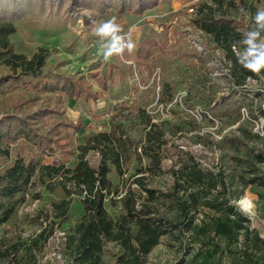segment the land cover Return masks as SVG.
<instances>
[{
	"label": "rangeland",
	"instance_id": "obj_1",
	"mask_svg": "<svg viewBox=\"0 0 264 264\" xmlns=\"http://www.w3.org/2000/svg\"><path fill=\"white\" fill-rule=\"evenodd\" d=\"M194 1L159 0L137 14L96 9V0H20L17 16L0 19V25L10 22L15 27L5 39L16 53L31 57L42 48L48 51L41 73L25 76L9 65V50L0 35V125L7 132L0 142V174L19 157L73 166L80 145L92 134L109 131L115 116L126 118L138 140L145 132L144 117L151 116L149 128L166 141L162 170L137 173L136 161L130 173L111 176L129 185L145 175V184L171 194L152 207L168 220L167 233L146 254L108 240L101 264H264V245L253 243L248 250L241 238L251 233L250 238L264 240V185L249 182L264 177V162L255 158L264 155V72L250 76L237 61L242 51L238 42L253 26L252 16L264 8V0H200L189 11ZM203 4L212 5L217 17L235 21L237 53H229L209 34L201 36L204 50L193 45L186 27L196 25ZM112 16L131 33L135 49L104 61L97 54L92 22ZM66 79L81 84L84 94L71 96L61 90L58 84ZM103 81L106 89L100 85ZM19 118L42 139L40 145L17 138ZM85 158L96 165L99 154L87 151ZM190 158L214 173L211 190L204 189L210 198H218V206L228 203L221 209L200 205L187 230L179 199L188 198L190 188L182 181L176 184L175 172L182 175ZM143 163L146 167V158ZM138 186L133 183V188ZM62 196L57 186L50 189L37 182L29 188L9 219L0 221V264H80L72 245L84 209L77 195L68 209L58 208L55 202ZM230 203L250 219L239 241L213 231L215 218L224 216L220 210ZM107 207L111 214L122 210L120 200L114 205L107 201Z\"/></svg>",
	"mask_w": 264,
	"mask_h": 264
},
{
	"label": "trees",
	"instance_id": "obj_2",
	"mask_svg": "<svg viewBox=\"0 0 264 264\" xmlns=\"http://www.w3.org/2000/svg\"><path fill=\"white\" fill-rule=\"evenodd\" d=\"M19 1L0 0V19L2 16H17ZM42 1L49 3L53 0ZM215 1L221 3L222 0ZM158 2L159 0H96L95 8L103 10L113 7L120 12L132 11L141 14L146 9L156 6ZM199 13V18L195 20L196 25L211 35L218 45L227 48L229 53L233 54L232 47L240 39L235 21L224 16L217 17L215 8L210 4L201 5ZM14 31L15 27L10 22H3L0 25L4 47L10 54L8 63L15 72L37 77L46 64L48 51L42 48L31 57L16 53L5 39L6 35ZM248 75L255 77V74L249 71ZM80 85L78 82L66 79L61 85L58 84V87L71 96H80L84 94ZM100 85L107 88L106 81L101 82ZM205 117L207 119V116ZM19 119L17 138L25 137L35 145H40L42 139H36L27 121ZM125 120L126 118L116 120V116L112 117L109 131H100L88 137L86 143L80 145L81 152L78 160L71 167L65 164H43L35 156L30 159L16 158L14 163L0 174V197L3 199L0 202V221L9 219L16 204L25 200L29 188L39 182L50 189L57 186L62 192L60 201L55 202L58 208L68 209L73 196L80 197L84 211L77 226L75 243L72 245L75 250V259L80 264H101V253L108 240H120L129 250L139 248L144 254L148 253L167 233L169 225L159 209L152 207L155 201L164 200L171 194L145 184V175L136 177L127 186L125 183L115 182L111 174L130 173L136 161L139 163L135 168L137 173H145V170L152 172L156 169L162 170V146L166 141L161 140L160 137L156 138L152 127L149 128L151 116L144 117L146 128L139 140L134 137L131 126L127 125ZM74 127L80 129L82 126L79 124ZM6 133L0 125V142L6 137ZM91 150L99 154L96 165L85 158L87 151ZM144 158L147 160L146 167L143 163ZM255 158L258 162H264L263 154H256ZM175 173L176 184L182 181L190 188L188 198L180 202L178 197L179 211L188 218L187 230L192 229L200 213V205L211 209H221L220 207L228 203L222 202L218 206L216 204L218 198H210L209 192L204 189L208 190L210 182L215 179L214 173L208 168L201 167L192 158L189 165H186L185 170L181 172L182 175L177 176V172ZM134 182L139 185L138 188H133ZM249 182H259L264 185V177L252 178ZM209 190H211L210 187ZM117 200H120L122 210L111 214L107 201L114 205ZM201 201H203L202 204ZM220 211L224 212V216L215 218L214 233L229 240L239 241V233L245 228V222H249L250 219L242 215L232 203ZM134 227L138 228L135 235L132 233ZM250 234L241 237L244 247L249 250L255 243L264 245L262 238L259 236L250 238ZM132 240L137 242L134 244Z\"/></svg>",
	"mask_w": 264,
	"mask_h": 264
},
{
	"label": "clouds",
	"instance_id": "obj_3",
	"mask_svg": "<svg viewBox=\"0 0 264 264\" xmlns=\"http://www.w3.org/2000/svg\"><path fill=\"white\" fill-rule=\"evenodd\" d=\"M253 26L242 34L238 42L242 47L237 57L238 63L253 74L264 72V8H258L252 16ZM92 33L97 37V54L104 61L112 57H123L125 52L132 53L135 43L131 33H125L123 27L112 16L108 19L93 21Z\"/></svg>",
	"mask_w": 264,
	"mask_h": 264
},
{
	"label": "built area",
	"instance_id": "obj_4",
	"mask_svg": "<svg viewBox=\"0 0 264 264\" xmlns=\"http://www.w3.org/2000/svg\"><path fill=\"white\" fill-rule=\"evenodd\" d=\"M200 0H195L190 8L189 11H194V5H196L197 2H199ZM186 31L188 32V35L190 37V39L192 40L193 45L200 49V50H204L205 46L203 44V39H202V35L203 34H208L206 31H204L203 29H201L199 26L197 25H193V26H188L186 27ZM233 51H235L237 53V46L234 45L232 47ZM248 116V113H244V117ZM251 205V204H249ZM251 206H249L247 209H250Z\"/></svg>",
	"mask_w": 264,
	"mask_h": 264
},
{
	"label": "bare ground",
	"instance_id": "obj_5",
	"mask_svg": "<svg viewBox=\"0 0 264 264\" xmlns=\"http://www.w3.org/2000/svg\"><path fill=\"white\" fill-rule=\"evenodd\" d=\"M246 202V201H245ZM248 204V203H247ZM244 205H245V203H244ZM248 206H250L249 204H248Z\"/></svg>",
	"mask_w": 264,
	"mask_h": 264
}]
</instances>
